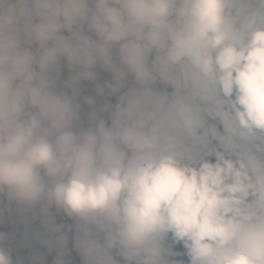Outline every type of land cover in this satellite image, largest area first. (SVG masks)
<instances>
[{
    "label": "clouds",
    "instance_id": "clouds-1",
    "mask_svg": "<svg viewBox=\"0 0 264 264\" xmlns=\"http://www.w3.org/2000/svg\"><path fill=\"white\" fill-rule=\"evenodd\" d=\"M0 264H264V0H0Z\"/></svg>",
    "mask_w": 264,
    "mask_h": 264
}]
</instances>
